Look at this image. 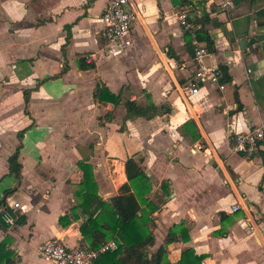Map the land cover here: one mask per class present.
Segmentation results:
<instances>
[{
	"label": "crops",
	"instance_id": "1",
	"mask_svg": "<svg viewBox=\"0 0 264 264\" xmlns=\"http://www.w3.org/2000/svg\"><path fill=\"white\" fill-rule=\"evenodd\" d=\"M108 1L0 0V212L12 217L0 226V241L12 250L6 264H53L36 252L47 238L80 245L84 219L69 215L80 201L77 162L91 167L106 201L126 181L128 156L139 158L150 185L141 198L161 200L150 213L149 252L180 225L187 239L166 245L169 264L185 249L201 256L199 264H264V144L250 157L231 149L233 132L264 126V0H230L228 7L219 0H133L138 18L125 48L106 44L99 17ZM179 11L212 43L208 49L196 41L207 51L204 61L226 68L222 89L204 82L188 99L181 93L193 64ZM79 58L93 67L78 68ZM96 84L119 93V104L95 101ZM126 100L168 110L125 120L121 130ZM17 146L18 178L7 163ZM65 214L71 222L61 226ZM19 215L21 224L14 222Z\"/></svg>",
	"mask_w": 264,
	"mask_h": 264
},
{
	"label": "trees",
	"instance_id": "2",
	"mask_svg": "<svg viewBox=\"0 0 264 264\" xmlns=\"http://www.w3.org/2000/svg\"><path fill=\"white\" fill-rule=\"evenodd\" d=\"M174 2L175 0H171ZM184 3V0H180ZM192 27L184 29V44L189 54L193 55L192 39L195 41H204L209 49L212 45L211 41L201 29L191 30ZM193 34V36L191 35ZM166 48L165 55L174 57ZM78 68H92V63L85 62L84 58L77 60ZM221 75L219 82L228 81L229 77L226 68L218 67ZM92 98L98 103H109L113 107L119 104L120 94L111 93L105 86L96 84L93 89ZM125 114L122 118V126L124 121L134 117H144L149 119L154 115L161 114L162 109L168 110L165 105L159 107L149 102L146 105H141L133 100L123 102ZM113 118L112 111H107L103 115L105 122H110ZM21 135V131L17 133ZM19 146L8 156V172L18 178L20 165L17 162V152ZM139 161L131 156H128L124 161V174L126 181L119 186V193L112 195L108 200L104 201L97 195L96 184L93 181L91 167L82 162H77V167L82 173V179L79 183V188L75 194L80 201L75 204L69 211L72 220L82 217L84 220L79 224L78 229L81 235L80 246L87 249H96L107 240L113 239L115 248L99 254L94 260V264H169L166 258V245L175 240H186V231L181 229L180 225L174 226L166 233L162 244H160L153 252H149L148 248L153 244L152 232L149 229V224L152 222L150 213L156 210L161 203L146 202L145 198H141L143 193L149 192L148 179L143 173L142 168L137 164ZM142 193L138 194L137 190ZM132 189V190H131ZM12 192L11 189L4 191L5 194ZM146 204V209H141L139 200ZM4 207L3 198L0 199V208ZM77 211V212H76ZM2 212H0L1 218ZM17 224L24 222V218L19 215L14 221ZM71 220L68 215L58 217V223L61 226H66ZM0 226L4 227L2 219ZM7 241H0V264L10 262L12 250L7 248ZM190 249H185L181 252L180 260L176 264H189L193 261L194 264H199L201 256H193Z\"/></svg>",
	"mask_w": 264,
	"mask_h": 264
},
{
	"label": "built area",
	"instance_id": "3",
	"mask_svg": "<svg viewBox=\"0 0 264 264\" xmlns=\"http://www.w3.org/2000/svg\"><path fill=\"white\" fill-rule=\"evenodd\" d=\"M219 1L222 7L230 5V0ZM137 18L138 13L133 0H109L99 17L103 24L106 44L117 48L129 46L131 27ZM177 19L184 29L190 27L184 11L177 13ZM192 42L195 45L191 57L193 64L192 82L180 86L181 93L187 99L197 92V83L207 82L219 89L223 88L222 83L219 82L221 73L218 66L206 63L204 61L207 54L206 49L201 45H197L195 40ZM262 144H264V126L262 124H253L248 129L233 132L231 135L232 151L244 157L253 156ZM198 148V146L194 147L192 151L198 150ZM12 206L17 207V203H13ZM18 208L22 210V207L19 206ZM230 208L231 211H235L238 206L232 204ZM1 218L7 224L12 223V217L7 213L6 208L2 212ZM250 228L252 227L250 226ZM114 248L115 242L113 239L107 240L96 249H87L80 245L68 247L55 238H47L37 245L36 252L41 260L53 264H94V260L99 254Z\"/></svg>",
	"mask_w": 264,
	"mask_h": 264
},
{
	"label": "water",
	"instance_id": "4",
	"mask_svg": "<svg viewBox=\"0 0 264 264\" xmlns=\"http://www.w3.org/2000/svg\"><path fill=\"white\" fill-rule=\"evenodd\" d=\"M243 44H244V40H242V39L237 42L239 49L242 48ZM197 84L200 85V83H197Z\"/></svg>",
	"mask_w": 264,
	"mask_h": 264
}]
</instances>
